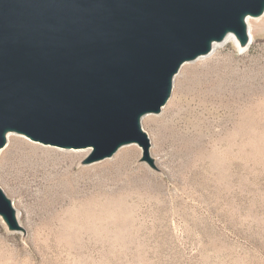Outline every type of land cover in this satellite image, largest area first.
<instances>
[{
	"label": "rangeland",
	"instance_id": "1",
	"mask_svg": "<svg viewBox=\"0 0 264 264\" xmlns=\"http://www.w3.org/2000/svg\"><path fill=\"white\" fill-rule=\"evenodd\" d=\"M251 33L184 65L142 117L153 164L136 144L83 164L13 134L0 185L22 230L0 217V264H264V18Z\"/></svg>",
	"mask_w": 264,
	"mask_h": 264
},
{
	"label": "water",
	"instance_id": "2",
	"mask_svg": "<svg viewBox=\"0 0 264 264\" xmlns=\"http://www.w3.org/2000/svg\"><path fill=\"white\" fill-rule=\"evenodd\" d=\"M264 0H0V148L5 133L65 149L84 163L136 142L148 156L141 117L158 112L188 59ZM0 217L22 230L0 185Z\"/></svg>",
	"mask_w": 264,
	"mask_h": 264
},
{
	"label": "bare ground",
	"instance_id": "3",
	"mask_svg": "<svg viewBox=\"0 0 264 264\" xmlns=\"http://www.w3.org/2000/svg\"><path fill=\"white\" fill-rule=\"evenodd\" d=\"M264 18V9L263 11L260 13V14H257V15H252V14H245L243 17H242V21H243V24L245 26V38L244 39H241L234 31H231V30H228L222 38L220 39H213L210 41V44H209V50L208 52L206 53H202V54H199L197 55L196 57L192 58V59H188V60H185L179 67L178 71L176 72V74L174 75L173 77V83H172V88H173V84H174V81H175V77L177 76V74L180 73V71L182 70V68H184L186 66L187 63H190V62H194L196 60H201L203 59L204 57H207L209 56L210 54H212L213 52H215V50L217 49V47L229 42V41H233V45L234 47L236 48V50L238 52H241V51H244L248 48L251 40H252V33H251V25L254 24L256 21H258L259 19H263ZM198 60V61H199ZM185 65V66H184ZM184 66V67H183ZM186 68V67H185ZM171 92H172V89H171ZM171 95V93H170ZM170 97V96H169ZM169 98L165 101V103L161 106V109L160 111L158 112H147V113H152V114H158L162 111V109L165 107L166 103L168 102ZM147 113H145L144 115H146ZM143 115V116H144ZM142 116V117H143ZM141 117V119H142ZM13 134H17L16 132H13V131H7L5 133V143L4 145L0 148V154L1 152H4V148L7 146V144L9 143V141L11 140L12 138V135ZM39 143V142H38ZM40 144H43V143H40ZM131 144H136L138 145V143L136 142H131V143H125V144H122L121 146H119V148L110 156H107L105 158H109V157H112L118 150H120L123 146H126V145H131ZM43 145H50V144H43ZM50 146H54V145H50ZM139 146V145H138ZM55 147H58V146H55ZM58 148H62V147H58ZM139 148L141 149V161H144L145 159L143 158V149L141 146H139ZM62 149H65V148H62ZM68 150H78V151H87V154L90 152V150L88 148H69ZM127 151V149L123 148L121 149L117 154L120 155L122 153H125ZM148 151V156L150 158V161H148L150 164H153V162H155V159L153 158L152 156V153H151V147H150V144H149V147L147 149ZM86 154V155H87ZM103 158V159H105ZM84 159V158H83ZM102 159V160H103ZM144 159V160H143ZM147 161V160H146ZM95 161H92V162H87V163H84L83 160H82V163L83 164H90V163H93ZM13 203V202H12ZM14 206V205H13ZM15 207V206H14ZM16 209V208H15ZM16 216H17V219L19 220V213L17 212L16 210Z\"/></svg>",
	"mask_w": 264,
	"mask_h": 264
}]
</instances>
